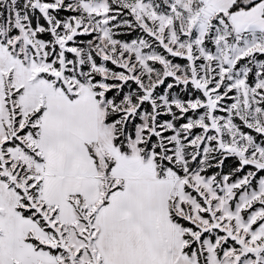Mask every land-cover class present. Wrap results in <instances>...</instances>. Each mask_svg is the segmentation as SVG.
<instances>
[{
    "label": "snow or ice",
    "instance_id": "snow-or-ice-1",
    "mask_svg": "<svg viewBox=\"0 0 264 264\" xmlns=\"http://www.w3.org/2000/svg\"><path fill=\"white\" fill-rule=\"evenodd\" d=\"M0 264H264V0H0Z\"/></svg>",
    "mask_w": 264,
    "mask_h": 264
}]
</instances>
